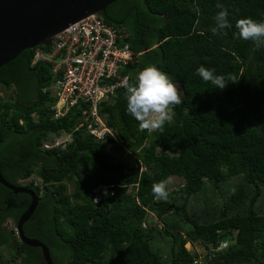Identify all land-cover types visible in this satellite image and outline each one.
<instances>
[{
    "label": "trees",
    "instance_id": "trees-1",
    "mask_svg": "<svg viewBox=\"0 0 264 264\" xmlns=\"http://www.w3.org/2000/svg\"><path fill=\"white\" fill-rule=\"evenodd\" d=\"M217 2L118 0L102 13L138 54L125 69L129 83L155 66L181 85L183 103L163 132L139 131L123 87L102 104L118 141H97L81 128L64 149H45L44 142L72 131L77 109L53 119V73L47 63L32 65L34 49L0 67V91H9L0 93V171L15 185L41 179L24 184L39 196L24 231L49 247L55 264H200L188 242L203 246L208 264H264V48L253 51L235 28L242 18L264 22V0H219L232 25L227 36L211 31ZM132 4L144 34L136 31ZM201 65L239 82L214 88L195 74ZM109 144L116 155L106 151ZM172 176L183 183L169 185L167 201L157 200L152 185ZM233 177L242 181L222 205L205 193L223 195ZM105 183L114 186L96 204L93 190ZM204 195L196 208L193 201ZM31 201L0 183V264H47L41 248L15 230Z\"/></svg>",
    "mask_w": 264,
    "mask_h": 264
},
{
    "label": "built area",
    "instance_id": "built-area-1",
    "mask_svg": "<svg viewBox=\"0 0 264 264\" xmlns=\"http://www.w3.org/2000/svg\"><path fill=\"white\" fill-rule=\"evenodd\" d=\"M45 47L33 48L32 65L44 62L51 66L54 80L49 89L56 100L51 107L52 117L62 119L76 108L78 122L72 131H63L57 138L44 142L43 147L64 149L69 140L72 141L73 133L81 128L97 141L104 142L109 138L118 141L116 131L108 124L102 111V104L110 101L120 88L130 82L131 74L125 69L138 54L126 36L114 24L107 22L102 13H93L57 33L52 45ZM40 182L41 179L35 180V186ZM112 186L106 183L96 186L94 202L98 204L101 195L107 194ZM15 230L17 233L16 226ZM227 244V240L222 241L218 249ZM195 262L208 264L202 255Z\"/></svg>",
    "mask_w": 264,
    "mask_h": 264
},
{
    "label": "water",
    "instance_id": "water-1",
    "mask_svg": "<svg viewBox=\"0 0 264 264\" xmlns=\"http://www.w3.org/2000/svg\"><path fill=\"white\" fill-rule=\"evenodd\" d=\"M118 0H0V67L26 49L52 45L54 36L70 24L93 13H105ZM0 183L14 193L32 197L29 207L16 224L17 236L26 245L40 247L47 264H55L49 247L25 234L24 224L39 201L36 191L26 185L10 183L0 171ZM227 264V263H224Z\"/></svg>",
    "mask_w": 264,
    "mask_h": 264
},
{
    "label": "clouds",
    "instance_id": "clouds-1",
    "mask_svg": "<svg viewBox=\"0 0 264 264\" xmlns=\"http://www.w3.org/2000/svg\"><path fill=\"white\" fill-rule=\"evenodd\" d=\"M216 7L220 11L214 16L215 26L211 31L216 36H227L225 30L232 27L228 19V9L219 0ZM235 28L241 39L252 42L253 51L264 48V22L242 18L236 22ZM195 74L205 83L210 82L214 88L221 90L225 89L230 82L232 84L239 82L235 75L229 74L226 79L224 75L216 74L214 69L203 65L196 69ZM183 96L179 85L155 66H148L140 71L135 83L125 84L127 111L138 121L141 132H163L165 123L170 122L175 115L174 108L183 103ZM171 183V177L154 183L152 185L154 197L157 200L167 201Z\"/></svg>",
    "mask_w": 264,
    "mask_h": 264
},
{
    "label": "rangeland",
    "instance_id": "rangeland-1",
    "mask_svg": "<svg viewBox=\"0 0 264 264\" xmlns=\"http://www.w3.org/2000/svg\"><path fill=\"white\" fill-rule=\"evenodd\" d=\"M176 84L179 85V88H180V91H181L182 90L181 85L179 83H176ZM0 93L5 96L6 94L9 93V91L1 90ZM106 151L112 156L116 155V152H114V148H113V146L111 144H109L107 146ZM125 155L127 156V154H124V156ZM131 157H133V156H131ZM171 178H172V183L170 184V186L172 188H177L179 186V184L183 183V179H181V178H179L177 176H172ZM233 178L229 181V183H227V184H225L223 186V195L213 194L211 188L210 189L207 188L205 193L207 194V196H213V198H215V203H218L219 205H222V203L224 201V198L226 199L227 198L226 196H228L231 193V191L233 190V186L236 183H241V181H242L241 178L238 179L239 177H233ZM32 180L40 181V178L34 175L31 178L27 179L26 182H31ZM26 182H24V183H26ZM72 190H73V187H72V185H70L68 191L71 192ZM206 197H205V195L204 196H197L196 199L193 201V205H195L196 208H197L198 205H201V204L203 205V199L206 198ZM258 208H259V210L261 212L264 213V193H263L262 197L259 200ZM153 219L155 220L154 217H153ZM10 224H11L10 222L7 223L8 226ZM156 246L157 247H162V250H163L165 256H167L169 254V249L165 246V243L163 244L162 242H160V244H157ZM187 246L191 250L192 249L196 250L199 253V255H202L204 257V259H205V250H204L203 246L200 243H197L196 245L188 243ZM5 255L8 256L7 253H5Z\"/></svg>",
    "mask_w": 264,
    "mask_h": 264
},
{
    "label": "flooded vegetation",
    "instance_id": "flooded-vegetation-1",
    "mask_svg": "<svg viewBox=\"0 0 264 264\" xmlns=\"http://www.w3.org/2000/svg\"><path fill=\"white\" fill-rule=\"evenodd\" d=\"M137 7L134 5V4H132L131 6H130V10H131V12H132V14L130 13V15H133L134 14V19H132L133 21L135 20V25L137 26V32L139 33V32H142V34H144V29L143 28H145L144 26H143V24L141 23V22H139V19H140V15H139V13H138V10L136 9ZM109 10V7L107 8V10H106V12H109L108 11ZM106 12H105V14H106ZM119 22H120V24L121 25H124L125 24V22H126V19H121V20H119ZM138 29H141L140 31H138ZM127 30H129L128 28H127ZM130 31V30H129ZM126 38H127V36H126ZM128 39V38H127Z\"/></svg>",
    "mask_w": 264,
    "mask_h": 264
}]
</instances>
